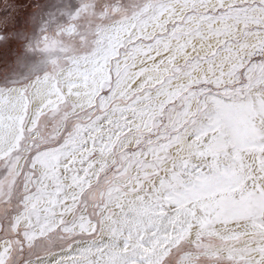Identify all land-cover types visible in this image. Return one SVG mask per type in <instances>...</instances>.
<instances>
[{"label": "snow or ice", "instance_id": "6c2138e0", "mask_svg": "<svg viewBox=\"0 0 264 264\" xmlns=\"http://www.w3.org/2000/svg\"><path fill=\"white\" fill-rule=\"evenodd\" d=\"M36 50L0 88V264H264V0H84Z\"/></svg>", "mask_w": 264, "mask_h": 264}, {"label": "rangeland", "instance_id": "374dc122", "mask_svg": "<svg viewBox=\"0 0 264 264\" xmlns=\"http://www.w3.org/2000/svg\"><path fill=\"white\" fill-rule=\"evenodd\" d=\"M84 0H0V88L19 86L48 70L47 57L36 50L45 35L54 37L70 23L71 16ZM133 0H94V11L99 16L105 6H118L131 11ZM78 32H87L90 24L76 22ZM77 54L86 49L76 47ZM78 43V41H77ZM6 224V221H0Z\"/></svg>", "mask_w": 264, "mask_h": 264}]
</instances>
